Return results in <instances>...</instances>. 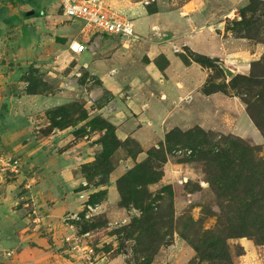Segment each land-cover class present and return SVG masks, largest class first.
<instances>
[{"label": "rangeland", "instance_id": "374dc122", "mask_svg": "<svg viewBox=\"0 0 264 264\" xmlns=\"http://www.w3.org/2000/svg\"><path fill=\"white\" fill-rule=\"evenodd\" d=\"M102 1L131 22L136 16L124 8L133 3L150 13L186 2L204 22L222 25L212 33L244 47L231 50L228 63L213 59L201 66L200 83L184 91L175 85L182 93L173 100L168 56L186 63L194 54L175 38L159 41L154 55L143 34L133 42L82 32L79 21L62 16L58 0L0 8L2 19L13 13L4 24L13 25L29 53L17 66L22 90L60 95L61 103L39 111L34 124L48 156L67 161L66 194L74 202L67 200L59 214L78 210L85 198L97 208L76 223L73 240L92 248L100 264H264V0H195V7L193 0ZM73 41L83 43L81 52L71 51ZM220 41L198 42V53H219ZM149 58L157 77L145 66ZM217 62L231 68V76ZM12 146L0 139V149L24 162L23 175L0 171V178L32 188L38 166ZM20 181L12 188L21 196L18 209L29 194ZM23 209L29 220V206ZM68 233L65 228L46 249L56 263L86 264L81 251L68 250ZM21 247L0 250V260L45 259L40 250Z\"/></svg>", "mask_w": 264, "mask_h": 264}, {"label": "crops", "instance_id": "0c3cea01", "mask_svg": "<svg viewBox=\"0 0 264 264\" xmlns=\"http://www.w3.org/2000/svg\"><path fill=\"white\" fill-rule=\"evenodd\" d=\"M5 3L9 2L2 1L0 8L5 6ZM190 3L195 4L194 7L197 4L195 0ZM186 5L185 2L178 7L167 6L148 13L145 7L138 2L125 7L124 12L126 16H136L134 21H130L133 31L138 39L141 38L137 33L151 39L152 45L149 51L153 52L154 55L157 52L159 53L161 48L156 44L164 39L175 38L190 52L199 54L200 48H197L196 44L202 41L206 43L214 37L221 40V50L219 53L211 55L209 53L210 56L206 57L228 63V57H233L232 53L229 52L237 48H243L244 43L233 40L231 44L230 42L227 44L228 38H222L220 35L212 33L215 29H221V24L213 25L204 22L200 15L194 11V8H186ZM11 9L14 8L11 6ZM115 12L117 11L115 10ZM13 17V13L9 11L3 19L0 18V139H10L13 149L23 153L24 156L30 159L29 162L38 166V173L36 176L37 182L33 183L32 188L28 184H22L23 182L20 179L7 182L0 178V250H7L11 246L18 250L23 241H28L31 244H26V247L21 248L31 251L40 250L45 259L40 263L29 259L25 264H66L67 262L64 260L56 263L52 258L51 250L46 248L56 237L60 238L65 230L60 222L63 214L59 213L64 210L69 199L68 194H66L68 183L65 181L64 174L67 161L56 154L48 156L49 152L42 144L46 138L44 135L37 134L38 132L35 129L38 127L34 125L36 123L35 117L39 111L55 107L61 103L58 100L60 95H38L25 93L22 90L21 70L17 66H22L20 64L25 61L29 53L24 51L25 48L23 50L17 43L16 36L14 37L11 31L13 25L9 23L5 26L4 24V19L10 20ZM209 25L212 26V29L208 28ZM96 37L101 38L102 36ZM156 39L159 40L156 41ZM224 39L226 40L225 47ZM168 57L167 71L169 75L166 82L169 83L171 88V98L175 100V95L178 97L184 89L201 82V66L192 60L183 63L178 59V55ZM243 59L244 56H240L237 61ZM150 65L151 61L145 66L153 76L157 77L158 71H154ZM175 85L179 87L182 85L183 90L180 92ZM51 137L53 135L48 136V138ZM19 181L24 188V192L29 193L26 197H23L27 202L21 204V207H24V205L25 207L29 206L28 213L32 214L29 220L25 215H22L23 207L21 209L16 207V204L21 200V196L18 197L12 192V188ZM73 202L71 200L69 204L71 205ZM26 221L31 223V229H28L29 224H24ZM41 231H46L47 237L40 236ZM48 257L51 259H47ZM12 261L2 260L1 263L13 264ZM108 264L116 263L110 261Z\"/></svg>", "mask_w": 264, "mask_h": 264}, {"label": "built area", "instance_id": "2783aa9c", "mask_svg": "<svg viewBox=\"0 0 264 264\" xmlns=\"http://www.w3.org/2000/svg\"><path fill=\"white\" fill-rule=\"evenodd\" d=\"M4 2H16L18 0H1ZM62 16L70 18L72 21L81 23V31L90 33L95 36L113 35L119 38H125L136 41L137 35L133 31L132 24L129 19L119 15L114 10L106 6L102 0H58ZM83 43L73 41L70 44L72 52L79 53L83 50ZM25 168L24 162L9 151L0 149V171L7 172L11 176L23 175ZM25 178V177H24ZM23 178V180H24ZM22 181V180H21ZM23 182V181H22ZM84 184V182H82ZM80 198L82 195L79 196ZM96 205L87 202L86 198L79 203V209L72 210L62 215L61 220L67 235L63 237L65 243H68V250H76L82 252V259L86 264H100V260L93 262L92 248H83L72 237L76 231V223L81 220L89 219L96 211ZM86 235V233L81 236ZM76 236V234L74 235Z\"/></svg>", "mask_w": 264, "mask_h": 264}, {"label": "trees", "instance_id": "16d2710c", "mask_svg": "<svg viewBox=\"0 0 264 264\" xmlns=\"http://www.w3.org/2000/svg\"><path fill=\"white\" fill-rule=\"evenodd\" d=\"M9 3H12V2H9ZM191 60L198 63L200 66H203V67H210L214 63V60L212 58H208L206 56H203L197 53L192 54Z\"/></svg>", "mask_w": 264, "mask_h": 264}, {"label": "water", "instance_id": "95a60500", "mask_svg": "<svg viewBox=\"0 0 264 264\" xmlns=\"http://www.w3.org/2000/svg\"><path fill=\"white\" fill-rule=\"evenodd\" d=\"M217 65H218L219 68L223 71V73H224L225 76H227V77L231 76L232 71H233L231 68L225 66V65H224L223 63H221V62H217Z\"/></svg>", "mask_w": 264, "mask_h": 264}, {"label": "bare ground", "instance_id": "6f19581e", "mask_svg": "<svg viewBox=\"0 0 264 264\" xmlns=\"http://www.w3.org/2000/svg\"><path fill=\"white\" fill-rule=\"evenodd\" d=\"M208 28H209V29H212V26L209 25ZM127 61H128V60H127ZM133 71H134V70H133ZM134 72H135V71H134ZM135 73H136V72H135ZM133 76H134V75H133ZM190 81H191V80H190ZM189 84H190V82H189ZM188 117H189V116H188ZM184 121H185V120H184Z\"/></svg>", "mask_w": 264, "mask_h": 264}]
</instances>
